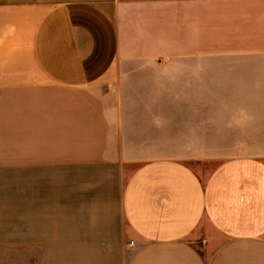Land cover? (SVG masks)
<instances>
[{
	"label": "crops",
	"instance_id": "1",
	"mask_svg": "<svg viewBox=\"0 0 264 264\" xmlns=\"http://www.w3.org/2000/svg\"><path fill=\"white\" fill-rule=\"evenodd\" d=\"M250 64L264 0H0V264H264V156L189 164Z\"/></svg>",
	"mask_w": 264,
	"mask_h": 264
},
{
	"label": "rangeland",
	"instance_id": "2",
	"mask_svg": "<svg viewBox=\"0 0 264 264\" xmlns=\"http://www.w3.org/2000/svg\"><path fill=\"white\" fill-rule=\"evenodd\" d=\"M129 16L125 15L124 21ZM191 68H186V70ZM204 90L208 96L210 118L216 116L220 110L225 119L231 114L238 117L228 121L226 127H241L242 131H250L256 128V133H243L232 135L211 136L212 152L208 153V161H190L189 164L198 172L208 173L214 169L222 159L234 157L239 154H259L264 156V64L234 65L204 67ZM182 69H174L176 77H182ZM177 96H183V92L177 91ZM222 114V113H221ZM212 123V122H211ZM211 124V129L217 130ZM256 143L257 148L248 150L250 141ZM238 142V143H237ZM247 142L248 144H241ZM220 143H236V150H222L215 152V147ZM254 143V144H255Z\"/></svg>",
	"mask_w": 264,
	"mask_h": 264
}]
</instances>
